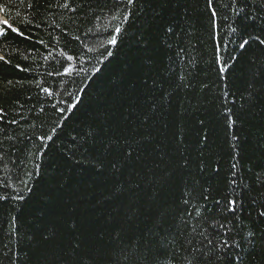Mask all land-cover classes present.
Here are the masks:
<instances>
[{
	"label": "trees",
	"instance_id": "16d2710c",
	"mask_svg": "<svg viewBox=\"0 0 264 264\" xmlns=\"http://www.w3.org/2000/svg\"><path fill=\"white\" fill-rule=\"evenodd\" d=\"M0 9V264H140L149 244L182 264L200 217L248 186L239 226L256 220L264 0Z\"/></svg>",
	"mask_w": 264,
	"mask_h": 264
},
{
	"label": "snow or ice",
	"instance_id": "6c2138e0",
	"mask_svg": "<svg viewBox=\"0 0 264 264\" xmlns=\"http://www.w3.org/2000/svg\"><path fill=\"white\" fill-rule=\"evenodd\" d=\"M128 3H134V0H128ZM212 5L213 0H208V6L212 7ZM215 15L216 12L213 11L212 16ZM115 31L119 33L121 30L117 27ZM169 31L172 29L169 28ZM116 42V36H112L108 40L109 44H116ZM259 42L264 45V40ZM248 43V40H244L240 47L243 48ZM223 70V68L220 69V71ZM252 98L253 95L250 93L249 99ZM48 139H52V137H48ZM73 139L75 140L76 137ZM80 139L82 145L95 142L96 132L94 130L85 132ZM232 167L235 168L236 165L233 164ZM257 179L259 189L264 190V179L261 177H257ZM230 183L235 184L236 181L231 180ZM254 190L257 189L248 186L243 192H237L234 196H225L223 211L219 214V218L207 215L200 217L198 222L201 223L202 227L206 226L199 233L202 242L199 246H192L191 242L188 243V246L184 248L185 254L182 257V264H264V228L260 227V225H264V191H260V198L249 200V203L254 206L252 211L256 213V220H250L246 228L239 226L242 222L240 211L243 208L244 199L249 192ZM233 191L235 192V189ZM3 198L0 197V199ZM18 198L22 199L23 197ZM215 203L217 207L221 206L220 201ZM159 255V250L154 251L149 244L145 248L140 264H156ZM175 255L173 253V258Z\"/></svg>",
	"mask_w": 264,
	"mask_h": 264
},
{
	"label": "bare ground",
	"instance_id": "6f19581e",
	"mask_svg": "<svg viewBox=\"0 0 264 264\" xmlns=\"http://www.w3.org/2000/svg\"><path fill=\"white\" fill-rule=\"evenodd\" d=\"M3 21H4V17H3V15L0 13V28H1V24L3 23Z\"/></svg>",
	"mask_w": 264,
	"mask_h": 264
}]
</instances>
